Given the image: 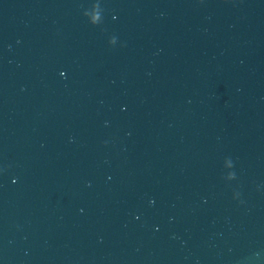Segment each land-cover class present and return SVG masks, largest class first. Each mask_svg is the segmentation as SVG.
I'll return each instance as SVG.
<instances>
[{
  "label": "water",
  "instance_id": "1",
  "mask_svg": "<svg viewBox=\"0 0 264 264\" xmlns=\"http://www.w3.org/2000/svg\"><path fill=\"white\" fill-rule=\"evenodd\" d=\"M0 264H264V0H0Z\"/></svg>",
  "mask_w": 264,
  "mask_h": 264
}]
</instances>
